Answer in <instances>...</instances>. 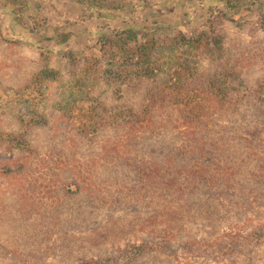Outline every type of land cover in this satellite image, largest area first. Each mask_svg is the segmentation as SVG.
<instances>
[{
    "label": "trees",
    "instance_id": "1",
    "mask_svg": "<svg viewBox=\"0 0 264 264\" xmlns=\"http://www.w3.org/2000/svg\"><path fill=\"white\" fill-rule=\"evenodd\" d=\"M235 7L227 0L228 13ZM186 21L174 20V27ZM149 27L127 25L123 41H135ZM84 32L55 31L49 40H81ZM211 40L219 51L220 39ZM238 62L204 76L176 69L159 83L160 70L146 66L137 78L152 85L140 103L106 117L81 110L67 116L75 128L64 131L60 146L30 142L36 126L54 136L52 116L34 113L17 128L0 131V190L16 183L7 193L15 205L0 194V227L27 225L0 236L6 247L0 246L6 252L0 264L48 259L23 257L19 238L22 246L47 240L45 252L62 254L77 251L71 239L89 246L111 242L112 250L98 256L79 250L75 264H253L264 243V74L246 81ZM115 74L130 76L120 69ZM108 128L111 134L99 138ZM193 226L207 228L210 236L191 234Z\"/></svg>",
    "mask_w": 264,
    "mask_h": 264
},
{
    "label": "rangeland",
    "instance_id": "2",
    "mask_svg": "<svg viewBox=\"0 0 264 264\" xmlns=\"http://www.w3.org/2000/svg\"><path fill=\"white\" fill-rule=\"evenodd\" d=\"M228 1L236 4L232 13L226 9L227 0H78L79 4L74 0H0V131L17 128L19 120H30L34 113L48 119L52 116L54 136L46 127L36 126L35 133L29 135L30 142L33 146H60L64 131L75 128L67 116L81 110L82 114L106 117L127 103H140L152 85L137 78V72L146 66L160 70L155 73L157 83L176 69L204 76L235 61L244 66L246 81L263 76L264 0ZM174 20L187 21L174 27ZM142 24L151 27L137 32L135 41L125 43L126 26ZM72 28L85 31V37L49 40L55 31ZM214 37L220 39L219 51L211 40ZM139 47L147 49L139 53ZM137 57L139 63L135 64ZM119 69L130 73L129 78L118 77L115 73ZM110 134L109 128L104 129L99 138ZM15 185H1L4 189L0 194L9 205L16 203V198L7 194ZM15 226L13 231L0 227V236H8V230L12 234L27 230L22 222ZM207 230L193 226L189 232L208 238ZM140 237L138 234L132 239ZM124 238L120 236V246ZM22 239L17 241L23 257L48 258L37 264H75L79 250L85 256L112 250L110 241L100 245L97 240L89 246L71 239L77 244L76 252L62 254L54 248L45 252L49 241L32 239V244L22 246ZM4 251L0 249V258ZM254 256L253 264H264V243L257 246ZM190 262L182 259L180 264H193Z\"/></svg>",
    "mask_w": 264,
    "mask_h": 264
}]
</instances>
